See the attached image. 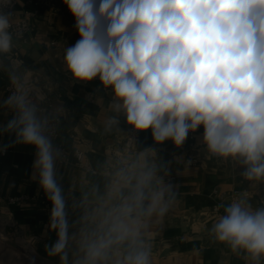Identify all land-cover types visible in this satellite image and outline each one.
Masks as SVG:
<instances>
[{
  "label": "clouds",
  "instance_id": "obj_1",
  "mask_svg": "<svg viewBox=\"0 0 264 264\" xmlns=\"http://www.w3.org/2000/svg\"><path fill=\"white\" fill-rule=\"evenodd\" d=\"M78 39L62 63L79 84L99 81L110 96L111 131L121 119L156 145L190 135L209 158L232 165L247 189L222 200L209 242L242 264H264V0H63ZM19 38L12 0H0V57ZM10 79H12L10 77ZM0 100V153L34 149L32 178L50 204L45 253L58 264H153V225L173 208L174 184L155 148L118 168L104 196L66 198L61 150L26 82ZM202 130V131H201ZM151 158V161L150 159ZM161 172L164 175H161ZM71 215V219H70Z\"/></svg>",
  "mask_w": 264,
  "mask_h": 264
},
{
  "label": "crops",
  "instance_id": "obj_2",
  "mask_svg": "<svg viewBox=\"0 0 264 264\" xmlns=\"http://www.w3.org/2000/svg\"><path fill=\"white\" fill-rule=\"evenodd\" d=\"M24 5L23 0H18L17 17ZM73 24L70 13L43 8L40 16L32 20L27 37L18 38L14 51L7 57H0V100L10 94L3 87L10 77L35 78L53 102L50 113L61 116L59 130L64 145L71 151L66 163H58V175L66 198L79 203L82 195L90 200L104 196L113 173L120 166L117 154L130 157L131 166L138 163L144 149L155 148L156 162H168L169 174L161 172V175L165 181L173 182L176 199L162 223L151 228L154 233L153 264H242L226 250L209 242L207 228L217 215L213 211V189L217 187L222 193L252 191L248 183L232 165L209 158L197 147L193 135L178 148L170 141L156 145L150 131L138 133V139L132 145L128 138L130 127L122 119L118 126L106 131L105 121L112 115L108 108L110 96L99 81L75 83L62 63L63 49L79 38ZM54 40L57 41L55 44L52 43ZM9 118L6 111L0 110V124ZM8 142L9 137H0V144ZM53 143L56 146L54 139ZM75 147L92 157L99 170L97 174L77 166L72 153ZM33 159L34 149L24 145L0 153V217L14 239L30 244L40 256L58 264L57 258H50L45 253V245L56 237L54 233H45L50 204L32 178ZM193 159L197 160L195 164L191 162ZM14 195L25 198L20 203H8L7 198ZM260 195H264V187H261Z\"/></svg>",
  "mask_w": 264,
  "mask_h": 264
},
{
  "label": "built area",
  "instance_id": "obj_3",
  "mask_svg": "<svg viewBox=\"0 0 264 264\" xmlns=\"http://www.w3.org/2000/svg\"><path fill=\"white\" fill-rule=\"evenodd\" d=\"M24 8L19 17L15 13V6L18 0H12V17L14 28L19 32V38L25 39L31 30L32 20L40 16L41 9H46L54 12H65L69 13L67 7L63 4V0H23ZM57 41H52L55 44ZM18 77H12L16 79ZM12 79L8 81L3 87L9 93L14 91L12 86ZM22 82H26L29 88V98L32 103L37 105L44 114H47L49 132L54 141H56V146L61 150L62 159L59 163H66L69 159L70 150L66 148L63 142V137L61 131L59 130V124L61 122V116L58 114L50 113L53 108V102L49 100L45 88L40 84L38 79H20ZM98 81V80H96ZM128 138L130 143L135 144L138 139V133L134 132L131 128L128 129ZM72 153L76 159V164L78 167L85 169L86 171L97 174L99 172L98 168L95 167L92 157L83 149L75 147L72 149ZM5 154V153H2ZM117 160L120 162L119 168H127L130 166L132 160L127 155L122 153L116 155ZM196 159L191 162L196 163ZM113 172V171H112ZM114 174V173H113ZM239 191H233L230 193H222L219 188L213 189V211L217 213V205L224 199L231 197L234 193ZM25 196L14 195L7 198L8 203H20L24 200ZM2 196L0 195V200ZM0 224L6 226V222L0 217Z\"/></svg>",
  "mask_w": 264,
  "mask_h": 264
},
{
  "label": "rangeland",
  "instance_id": "obj_4",
  "mask_svg": "<svg viewBox=\"0 0 264 264\" xmlns=\"http://www.w3.org/2000/svg\"><path fill=\"white\" fill-rule=\"evenodd\" d=\"M8 239L17 242L27 252L11 247L7 243ZM37 255L38 252L30 244L14 239L6 226L0 224V264H43L38 260Z\"/></svg>",
  "mask_w": 264,
  "mask_h": 264
},
{
  "label": "water",
  "instance_id": "obj_5",
  "mask_svg": "<svg viewBox=\"0 0 264 264\" xmlns=\"http://www.w3.org/2000/svg\"><path fill=\"white\" fill-rule=\"evenodd\" d=\"M7 243H8L11 247H13V248H15V249H18V250L21 249V250H23V251L25 250L24 247L20 246L17 242L12 241V240H10V239H8ZM25 251L27 252V250H25ZM36 257H37L38 260L41 261L43 264H53V263H51L50 261H48L47 259H45L44 257H42V256H40V255H37Z\"/></svg>",
  "mask_w": 264,
  "mask_h": 264
}]
</instances>
